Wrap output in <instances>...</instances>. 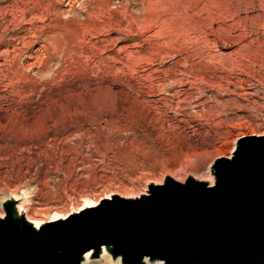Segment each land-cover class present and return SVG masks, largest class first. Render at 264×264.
<instances>
[{
    "label": "rangeland",
    "instance_id": "374dc122",
    "mask_svg": "<svg viewBox=\"0 0 264 264\" xmlns=\"http://www.w3.org/2000/svg\"><path fill=\"white\" fill-rule=\"evenodd\" d=\"M230 2L0 0V202L56 224L264 135V0Z\"/></svg>",
    "mask_w": 264,
    "mask_h": 264
},
{
    "label": "water",
    "instance_id": "95a60500",
    "mask_svg": "<svg viewBox=\"0 0 264 264\" xmlns=\"http://www.w3.org/2000/svg\"><path fill=\"white\" fill-rule=\"evenodd\" d=\"M241 141L249 150L234 166L221 167L230 161ZM222 182L217 184V172ZM212 178L188 176L180 182L167 176L166 191L157 197L150 189L164 187L151 184L145 194L127 199L125 205L91 206L68 229H51L39 238L25 233L18 223L32 225L23 210L16 211L19 201L3 199L1 208L6 227L0 235V264H82L103 253L119 264H264V135L236 140L230 156L216 158L209 166ZM210 181H212L210 183ZM97 209L91 213V209ZM91 213V214H90ZM90 214V215H89ZM98 231L108 242L89 248L77 258L76 239L84 232Z\"/></svg>",
    "mask_w": 264,
    "mask_h": 264
},
{
    "label": "snow or ice",
    "instance_id": "6c2138e0",
    "mask_svg": "<svg viewBox=\"0 0 264 264\" xmlns=\"http://www.w3.org/2000/svg\"><path fill=\"white\" fill-rule=\"evenodd\" d=\"M248 150H249L248 143L241 141V143L237 147V150H236V153H235V156L233 157V159L230 161H227V162L219 161L218 164H220L221 167H225V166L231 167V166H234L236 164H239V162L244 158V156L248 152ZM216 182H217V184H220L222 182V177L220 176L219 171L217 172V181ZM162 183L164 184V187L150 189L151 196L146 197L145 199L151 200V199L157 197L158 195H160L161 193L165 192L166 188L170 182L165 181ZM97 211L98 210L95 208L91 209V213H95ZM84 216H85V214L82 213L81 217H84ZM81 217H76V218H71L69 220H65L58 225H46L44 228H41L39 224H36V228L40 229L39 232H34L32 229V225L24 224L22 219L19 221H8V222L9 223H18L25 233H27L28 235H30L33 238H39L42 234L46 233L47 231H49L51 229H59V230L68 229L71 226H73L74 224H76L77 222L86 220V218L84 220H82ZM5 227H6L5 220H0V235L3 234ZM107 242H108L107 238L98 231H89V232L82 233L76 239V245H77V249H78L77 258L79 257L80 252H84L89 248H98L100 244L107 243Z\"/></svg>",
    "mask_w": 264,
    "mask_h": 264
},
{
    "label": "bare ground",
    "instance_id": "6f19581e",
    "mask_svg": "<svg viewBox=\"0 0 264 264\" xmlns=\"http://www.w3.org/2000/svg\"><path fill=\"white\" fill-rule=\"evenodd\" d=\"M174 1V0H173ZM229 1H231V0H220V2H221V4H220V6H221V19H220V23L222 22L224 25L227 23V21L228 20H233V17H234V15L231 13V7H230V5H231V2L229 3ZM211 2V1H210ZM160 3V2H159ZM163 3V2H162ZM178 3V2H177ZM214 3V2H213ZM212 3V4H213ZM149 4V3H148ZM173 4V3H172ZM175 4V3H174ZM150 5V4H149ZM149 5H148V7H146L145 8V10L142 8V10H144V13H143V16L145 15V13L146 12H149ZM217 5V4H216ZM142 6V5H141ZM163 6V5H162ZM173 6V5H172ZM214 6V5H213ZM232 6V5H231ZM208 11H209V9H208ZM207 11V12H208ZM206 12V13H207ZM142 14V13H141ZM184 15V14H183ZM186 15V14H185ZM184 15V16H185ZM196 15V14H195ZM208 15V14H207ZM186 17V16H185ZM201 17V16H200ZM203 17V16H202ZM217 17V16H216ZM144 18V17H143ZM142 18V19H143ZM174 18V17H173ZM177 18V17H176ZM184 18V17H183ZM210 19V18H209ZM175 20V19H174ZM181 20V19H180ZM216 20V19H215ZM203 21V20H202ZM178 22V21H177ZM182 22H183V20H182ZM185 22V21H184ZM200 22V21H199ZM173 23V22H172ZM179 23V22H178ZM210 23H211V21H210ZM175 24V23H174ZM182 24V23H181ZM203 24V23H202ZM234 24V23H233ZM239 24V23H238ZM163 25V24H162ZM164 25H165V23H164ZM163 25V26H164ZM173 25V24H172ZM179 25V24H178ZM229 25V24H228ZM231 25V24H230ZM229 25V26H230ZM237 25V24H236ZM235 25V26H236ZM185 26V25H184ZM211 26V25H210ZM222 26V25H221ZM223 27V29L226 27H224V26H222ZM219 28V27H218ZM185 31V30H184ZM183 31V32H184ZM187 31V30H186ZM217 33V32H216ZM219 33V32H218ZM169 34V33H168ZM167 35V34H166ZM164 36V35H163ZM173 36H175L174 34H173ZM173 37L172 36H168V40H170V39H172ZM176 40V39H175ZM228 78V77H227ZM225 79V78H224ZM226 80V79H225ZM240 80V79H239ZM220 82V81H219ZM216 84V83H215ZM227 84V83H226ZM220 86V85H219ZM221 86H222V84H221ZM233 148V147H232ZM232 150V149H231ZM227 157H229V155H227ZM212 181H210V183H211ZM16 195V194H15ZM15 197V196H14ZM83 201H84V203H86L85 205H87V206H90V205H95L96 204V202H97V200H90L89 198H83ZM15 208H16V211L17 212H20V210L21 209H23V206L21 205V204H18V205H16L15 206ZM78 210V209H77ZM86 210V209H85ZM85 210H83V211H85ZM25 214V213H24ZM53 215H51V216H53V217H55V216H57V215H60V214H56V213H52ZM62 215H65V213H62ZM4 216V212H3V210H2V208H1V203H0V217H3ZM25 217H26V219L28 220V221H30L35 227H36V224H39V225H41V223H42V219L40 218H32L31 216L29 217V215H25ZM54 219V218H53ZM89 253L90 252H86L85 253V256H84V260H83V262H82V264H111V260H110V258H109V255H107V254H105V253H103L102 254V256H101V258H100V260H90L89 259ZM112 263H116V264H118V260H116V261H114V262H112ZM146 263L147 264H153V263H157V264H160L159 263V261H154V262H148V261H146Z\"/></svg>",
    "mask_w": 264,
    "mask_h": 264
}]
</instances>
